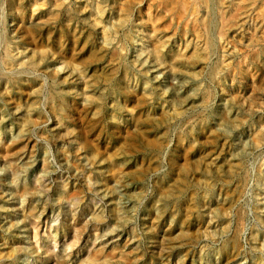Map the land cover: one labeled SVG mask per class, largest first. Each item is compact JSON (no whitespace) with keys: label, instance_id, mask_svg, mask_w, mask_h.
<instances>
[{"label":"rangeland","instance_id":"rangeland-1","mask_svg":"<svg viewBox=\"0 0 264 264\" xmlns=\"http://www.w3.org/2000/svg\"><path fill=\"white\" fill-rule=\"evenodd\" d=\"M252 1L0 0V264H264Z\"/></svg>","mask_w":264,"mask_h":264},{"label":"bare ground","instance_id":"bare-ground-1","mask_svg":"<svg viewBox=\"0 0 264 264\" xmlns=\"http://www.w3.org/2000/svg\"><path fill=\"white\" fill-rule=\"evenodd\" d=\"M230 1H231V0H230ZM251 1H252V0H251ZM253 1H254V0H253ZM253 1H252V2H253ZM57 2H58V1H57ZM226 2H227V1H226ZM226 2H223V3H226ZM239 2H241V1H239ZM227 3H228V2H227ZM230 3H231V2H230ZM235 3H236V2H235ZM248 3H249V2H248ZM233 4H234V3H233ZM245 4H246V3H245ZM254 4H255V3H254ZM254 4H253V5H254ZM251 5H252V4H251ZM258 5H259V4H258ZM62 6H63V5H62ZM62 6H61V7H62ZM234 6H235V4H234ZM252 7H253V6H252ZM260 7H261V6H260ZM249 8H250V6H249ZM252 9H254V8H252ZM249 10H250V9H249ZM263 10H264V9H263ZM216 11H217V10H216ZM244 11H245V9H244ZM220 12H221V11H220ZM260 12H261V11H260ZM262 12H263V11H262ZM238 13H239V12H238ZM253 14H255V13H253ZM246 15H247V14H246ZM249 15H250V14H249ZM256 15H259L258 12H257ZM221 16H222V15H221ZM233 16H234V15H233ZM233 16H231V17H233ZM242 16H243V15H242ZM234 17H235V16H234ZM236 17H237V16H236ZM251 17H252V16H251ZM51 18H52V16H51ZM248 18H249V17H248ZM248 18L246 17L247 21H248ZM255 18H256V17H255ZM239 19H241V18H239ZM251 19H252V18H251ZM263 20H264V19H263ZM39 21H40V20H39ZM45 21H46V20H45ZM236 21H237V20H235V22H236ZM238 21H240V20H238ZM250 21H251V20H250ZM254 21H255V20H254ZM257 21H258V20H257ZM252 22H253V20H252ZM40 23H41V22H40ZM247 23H248V22H247ZM241 24H242V23H241ZM230 25H231V24H230ZM242 25H243V24H242ZM237 27H238V25H237ZM235 28H236V27H235ZM226 29H227V28H226ZM232 29H234V28H232ZM224 30H225V29H224ZM258 30H259V29H258ZM263 30H264V29H263ZM219 31H220V30H219ZM255 31H256V30H255ZM202 32H203V31H202ZM260 32H262V31H260ZM263 32H264V31H263ZM254 34H256V36H259V35H257V33H254ZM254 34H253V35H254ZM262 34H263V33H262ZM224 36H225V35H224ZM225 37H226V36H225ZM254 37H255V35H254ZM252 38H253V37H252ZM222 39H223V38H222ZM225 39H226V38H225ZM225 39H224V40H225ZM257 40H258V39H257ZM257 40H255V41H257ZM261 40H262V39L260 38V41H261ZM253 42H254V41H253ZM258 43H259V42H258ZM258 43H257V44H258ZM224 45H225V44H224ZM224 45H223V46H224ZM253 46H255V45H253ZM256 46H258V45H256ZM250 47H251V46H250ZM254 48H255V47H253V49H254ZM257 51H258V49H257ZM224 52H225V51H224ZM226 52H227V51H226ZM231 52H232V51H231ZM250 52H251V51H250ZM253 52H255V51H253ZM258 52H259V51H258ZM251 53H252V52H251ZM255 53H256V52H255ZM226 54H227V53H226ZM253 54H254V53H253ZM223 55H224V53H223ZM231 55H232V54H231ZM238 55H239V54H238ZM247 55H248V54H247ZM225 56H226V55H225ZM227 56H229V55H227ZM251 56H252V55H251ZM257 56H258V55H257ZM241 57H243V56H241ZM252 57H253V56H252ZM225 58H226V57H225ZM225 58H224V59H225ZM227 58H228V57H227ZM236 59H237V58H236ZM236 59H235V60H236ZM241 59H242V58H241ZM233 60H234V59H233ZM227 61H228V59H227ZM241 61H242V60H241ZM223 62H224V60H223ZM231 62H232V61H231ZM231 62H230V63H231ZM234 62H235V61H234ZM236 62H237V60H236ZM238 62H239V60H238ZM220 63H222V62H220ZM226 63H228V62H226ZM230 63H229V64H230ZM239 63H240V62H239ZM222 64H223V63H222ZM229 64H227V65H229ZM233 64H234V63H233ZM236 64H237V63H236ZM219 66H220V65H219ZM223 66H224V64H223ZM225 66H226V65H225ZM223 68H224V67H223ZM226 69H227V68H226ZM226 69H222V70H226ZM237 69H238V68H237ZM227 70H228V69H227ZM227 70H226V71H227ZM234 70H235V68H234L232 71H233L234 73H236ZM226 71H225V72H226ZM232 71H231V72H232ZM229 72H230V71H229ZM229 72H228V73H229ZM237 72H238V70H237ZM229 76H230V74H229ZM233 77H234V76H233ZM234 80H235V78H234ZM233 82H234V81H233ZM233 99L235 100V97H234ZM237 101H238V100H237ZM235 103H236V102H235ZM239 104H240V103H239ZM231 121H232V120H231ZM227 123H228V122H227ZM261 123L263 124V122H261ZM228 124H229V123H228ZM235 125H236V123H235ZM227 128H228V125H227ZM234 129H235V128H234ZM235 132H236V131H235ZM240 132H241V131H240ZM20 133H22V132H20ZM13 134H14V133H13ZM238 134H239V133H238ZM22 135H23V134H22ZM241 135H242V134L240 133V136H241ZM19 136H20V134H19ZM24 136H25V135H24ZM0 137H1V136H0ZM12 137H14V136H12ZM26 137H27V136H26ZM26 137H25V138H26ZM242 137H243V136H242ZM242 137H241V138H242ZM236 138H237V137H236ZM21 139H22V137H21ZM21 139H19V142H21V141H20ZM28 139H29V138H28ZM242 139H243V138H242ZM12 140H13V139H12ZM17 140H18V139L16 138V141H17ZM22 140H23V139H22ZM0 141H1V140H0ZM10 141H11V140H10ZM240 141H241V140H240ZM24 142H25V141H24ZM4 143H5V142H4ZM14 143H15V142H14ZM25 143H26V142H25ZM27 143H28V142H27ZM2 144H3V143H2ZM2 144H1V147H2ZM5 144H6V143H5ZM17 144H18V143H17ZM17 144H16V145H17ZM22 144H23V143H22ZM29 144H30V142H29ZM12 145H13V144H12ZM24 145H25V144H24ZM244 145H246V143H245ZM5 146H6V145H5ZM14 147H16V146H14ZM20 147H21V146H19V148H20ZM245 147H246V146H245ZM3 148H4V147H3ZM22 148H23V145H22ZM24 148H25V147H24ZM247 148H248V147H246V149H247ZM8 149H9V148H8ZM11 149H12V148H11ZM5 150H6V149H5ZM6 151H8V150H6ZM245 151H246V150H245ZM1 152H2V151H1ZM3 152H4V149H3ZM10 152H11V151H10ZM0 154H1V153H0ZM7 154H8V153H7ZM9 154H10V153H9ZM3 155H4V153H3ZM6 156H7V155H6ZM118 191H120V190H118ZM119 202H120V201H119ZM124 202H125V201H124ZM122 212H123V211H121V213H122ZM35 214H36V213H35ZM35 214H34V217H35ZM30 216H32V215H30ZM119 216H120V214H119ZM121 216H122V214H121ZM124 216H125V214H124ZM32 217H33V216H32ZM35 218H37V217H35ZM38 218H39V217H38ZM38 218H37V219H38ZM121 218H123V216H122ZM37 219H36V220H37ZM34 221H35V220H34ZM44 223H45V222H44ZM28 224H29V223H28ZM42 224H43V223H42ZM30 225H32V224H29V227H30ZM34 225H35V224H34ZM39 225H40V224H39ZM44 227H45V225H44ZM44 227H43V228H44ZM26 228H27V227H26ZM26 228H25L24 230H26ZM34 228H36V226H35ZM27 229H28V228H27ZM32 229H33V228H32ZM34 230H35V229H34ZM36 230H37V229H36ZM30 232H31V231H30ZM32 233H33V231H32ZM35 237H36V236H35ZM35 237H34V238H35ZM95 241H96V240H95ZM95 241H93V242H95Z\"/></svg>","mask_w":264,"mask_h":264}]
</instances>
